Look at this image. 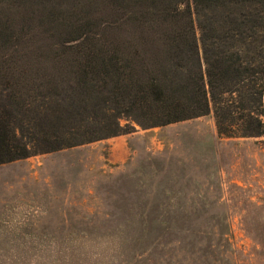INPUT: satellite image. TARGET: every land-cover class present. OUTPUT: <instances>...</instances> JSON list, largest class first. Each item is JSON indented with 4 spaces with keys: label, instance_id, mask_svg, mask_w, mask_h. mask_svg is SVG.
Wrapping results in <instances>:
<instances>
[{
    "label": "rangeland",
    "instance_id": "obj_1",
    "mask_svg": "<svg viewBox=\"0 0 264 264\" xmlns=\"http://www.w3.org/2000/svg\"><path fill=\"white\" fill-rule=\"evenodd\" d=\"M132 1L3 4L0 68L24 98L63 93V45L107 42L110 23L121 41ZM126 123L133 131L0 164V264H264V135L220 137L212 114Z\"/></svg>",
    "mask_w": 264,
    "mask_h": 264
},
{
    "label": "trees",
    "instance_id": "obj_2",
    "mask_svg": "<svg viewBox=\"0 0 264 264\" xmlns=\"http://www.w3.org/2000/svg\"><path fill=\"white\" fill-rule=\"evenodd\" d=\"M129 9L121 41L110 23L107 42L91 33L63 45L57 56L73 66L63 93L24 98L0 68V164L133 131L121 118L149 128L212 114L220 137L264 135V0Z\"/></svg>",
    "mask_w": 264,
    "mask_h": 264
}]
</instances>
